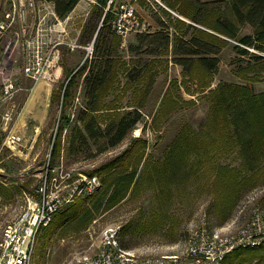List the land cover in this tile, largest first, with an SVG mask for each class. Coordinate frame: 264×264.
Wrapping results in <instances>:
<instances>
[{"label":"trees","instance_id":"trees-1","mask_svg":"<svg viewBox=\"0 0 264 264\" xmlns=\"http://www.w3.org/2000/svg\"><path fill=\"white\" fill-rule=\"evenodd\" d=\"M46 1L53 3L58 18L65 19L80 0ZM107 1L98 0L94 5L79 37L81 43L89 44L96 35L92 57L52 91V103L60 102L64 108L75 98L79 77L83 76L85 106L75 120L70 115L60 116L65 125L74 122L65 136L63 125L58 127L52 155L59 157L62 151L70 155L88 148L94 156L120 144L144 119L159 75L157 65L164 54H171L170 61L182 67L183 78L180 83L175 79L166 89L151 127L160 129L182 102H194L174 97L177 92L173 86L191 81L200 98L209 104L208 113L199 131L184 123L161 158L146 156L147 140L141 135L135 137L119 155L89 172V176H101L100 187L86 197L78 196L70 210L62 212V220L75 216L77 223L87 224L95 213L110 209L130 190L137 193L150 188L157 211L146 225H156V218L163 220L162 208L170 202L173 189L192 176H201L221 225L243 192L264 187V90L254 88L264 75V0H172V8L188 21L174 17V31L159 21L158 31L138 32V44H130L128 49L142 51L146 57L132 64L119 54L122 38L109 23L112 13L104 15ZM245 28L250 31L244 33ZM232 43L240 56L236 73L246 83L222 80L211 87L219 54ZM230 156L233 163L222 161ZM222 264H264V243L235 249Z\"/></svg>","mask_w":264,"mask_h":264},{"label":"rangeland","instance_id":"rangeland-1","mask_svg":"<svg viewBox=\"0 0 264 264\" xmlns=\"http://www.w3.org/2000/svg\"><path fill=\"white\" fill-rule=\"evenodd\" d=\"M127 1L134 4L139 21L145 24L139 33L158 31L159 21L171 25V31H174L172 24L174 17L188 21L172 8L170 5L172 0H165L167 8L153 5L147 0ZM36 2L39 4L40 0ZM94 5L79 1L66 17L67 19L65 18V23H61L60 26L64 28L63 37H61L62 44L57 45L58 52L56 49L54 51V55H57L59 60L54 67L49 69L44 78L35 80L25 77L23 73L24 42L27 37L35 34L37 16L32 13L25 27L15 24L7 37V40H13L18 34L14 45L13 55L16 62L13 74L23 86V90L17 93L11 101L15 107L13 119L7 130H21L24 141L21 151L12 152L4 149L0 153V189L3 191L0 192V242L3 228L11 218L16 217L21 209L27 206L28 196L37 200L44 189L45 194L57 195L61 201V206L54 212L52 220L48 225L42 226L37 234L32 264H65L81 255H94L98 252L103 231L109 226L119 227L118 241L122 247L152 256L181 250L184 246V239L190 232L191 223H197L196 226H198L199 222H202L200 217L204 212L207 213L211 226H220V220L211 207L212 195L204 184L205 179L201 176H192L184 184L173 189L170 202L163 205L162 210L165 213H162L163 215L160 213L163 220L159 221L160 217L156 218V225H146L149 216H153L157 211L154 207L156 201L153 190L150 188H143L137 193L130 190L123 200L110 209L95 213L92 221L87 224L77 223L75 216L62 220V212H66L78 196H87L84 186L81 193L72 191L73 183L77 178L83 175L89 176V172L119 155L139 135L147 140L146 156L161 158L184 123L191 124L197 131L203 127L209 108V104L200 98L193 81L186 85L173 86V90L177 92L174 95L175 98L180 99L181 97L184 101L193 99L194 102L191 104L182 102V107L172 113L160 129L151 127L154 114L159 109L166 89L175 79L180 83L183 78L182 67L170 61L171 54H164L157 65L159 75L156 77L144 109V119L120 144L94 156H91L93 152L88 148H82L70 155L62 151L59 157H54L52 148L58 127L63 125L62 134L65 136L85 106L83 76L79 77L80 86L75 98L68 101L66 107L62 108L60 102L52 103L51 94L60 83L67 82L86 58L92 57L93 52L88 54L85 49L88 44L81 43L79 37ZM7 6V0H0V17ZM166 11L170 15L166 14ZM249 31V28L243 30L244 33ZM137 33L138 31H132L126 37H121L119 47L121 57L131 64L139 57H146L142 51L135 53L128 49L130 44H138ZM70 44H74L75 47ZM238 57L240 56L233 48V43L222 49L219 54V67L214 74L211 87H215L222 80L246 83L236 73L239 65ZM58 64L63 65L64 69L56 77L54 72ZM121 78L124 82L123 75ZM254 88L257 92L264 90V75L254 84ZM128 99L129 96L124 98L122 104L126 105ZM62 115H70L74 120L65 125L64 121L59 120ZM222 161L233 163L234 159L230 156ZM95 175L101 185V176L98 173ZM54 177L57 178L56 182L50 180ZM72 194L74 200L67 201ZM263 196L264 187H256L243 192L229 218L222 224L227 226V222L231 220L236 222L229 224L227 226L229 228L223 231H234L245 224L256 206L264 207Z\"/></svg>","mask_w":264,"mask_h":264},{"label":"built area","instance_id":"built-area-1","mask_svg":"<svg viewBox=\"0 0 264 264\" xmlns=\"http://www.w3.org/2000/svg\"><path fill=\"white\" fill-rule=\"evenodd\" d=\"M153 5L167 8L165 0H147ZM86 4H98V0H80ZM7 9L0 17V153L4 149L12 152L21 151L24 141L22 133L3 127L13 119V97L23 90L21 81L14 76L15 58L14 45L18 34L13 40H7L11 28L15 24L25 27L30 15L37 16L35 34L27 37L25 46V77L38 80L44 78L49 69L59 60L54 51L61 44L59 33L64 31L61 21L55 13L52 2L40 0H7ZM112 13L109 23L115 33L126 37L132 31H142L145 27L140 22L137 9L127 0H108L104 8ZM145 30V29H144ZM75 47L74 44H70ZM85 49L88 54L93 52V42ZM56 182L57 178L50 179ZM86 195L94 193L100 186L96 175H83L74 181L72 191H83ZM80 187V190H78ZM37 200L28 196V204L16 217L11 218L2 231L0 242V264H32L36 237L42 226L52 220L54 212L61 206L57 195L45 194L42 189ZM74 200L73 194L67 201ZM199 222L191 223L190 232L184 239V246L174 253L159 256L143 255L136 250L123 248L118 241L119 227L109 226L103 231L98 252L94 255H81L65 264H222L226 255L238 248H249L264 243V207L256 206L250 219L232 231H223L231 220L220 226H211L207 213L204 212ZM199 220V221H200ZM193 226H196L192 228Z\"/></svg>","mask_w":264,"mask_h":264},{"label":"crops","instance_id":"crops-1","mask_svg":"<svg viewBox=\"0 0 264 264\" xmlns=\"http://www.w3.org/2000/svg\"><path fill=\"white\" fill-rule=\"evenodd\" d=\"M67 19V18H66ZM59 20L61 21V23H65V19H60L59 18ZM59 36H60V38L61 37H63V33L61 32V33H59L58 34ZM62 41V40H61ZM62 44V43H61ZM59 49V48H58ZM59 51V50H58ZM63 69H64V66L63 65H61V64H58V66H56V69H55V72H54V75L57 77V76H59L62 72H63ZM11 123V122H10ZM10 123H8V124H3V127L4 128H9V126H10ZM20 130V129H19ZM20 132H21V130H20Z\"/></svg>","mask_w":264,"mask_h":264},{"label":"water","instance_id":"water-1","mask_svg":"<svg viewBox=\"0 0 264 264\" xmlns=\"http://www.w3.org/2000/svg\"><path fill=\"white\" fill-rule=\"evenodd\" d=\"M95 38H96V35L94 36V39H93V41H92V42H94Z\"/></svg>","mask_w":264,"mask_h":264},{"label":"bare ground","instance_id":"bare-ground-1","mask_svg":"<svg viewBox=\"0 0 264 264\" xmlns=\"http://www.w3.org/2000/svg\"><path fill=\"white\" fill-rule=\"evenodd\" d=\"M136 132L138 133V130H136Z\"/></svg>","mask_w":264,"mask_h":264}]
</instances>
